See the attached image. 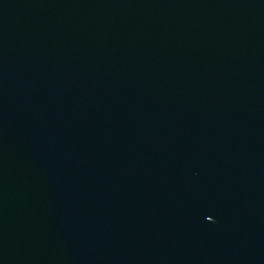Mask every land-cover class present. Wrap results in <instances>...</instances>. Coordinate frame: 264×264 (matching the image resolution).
<instances>
[{
    "label": "water",
    "instance_id": "obj_1",
    "mask_svg": "<svg viewBox=\"0 0 264 264\" xmlns=\"http://www.w3.org/2000/svg\"><path fill=\"white\" fill-rule=\"evenodd\" d=\"M0 264H264V0H0Z\"/></svg>",
    "mask_w": 264,
    "mask_h": 264
}]
</instances>
